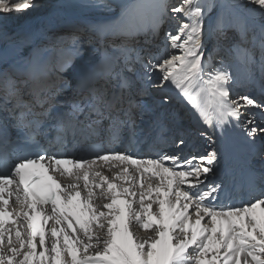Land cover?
<instances>
[{"label": "snow or ice", "instance_id": "6c2138e0", "mask_svg": "<svg viewBox=\"0 0 264 264\" xmlns=\"http://www.w3.org/2000/svg\"><path fill=\"white\" fill-rule=\"evenodd\" d=\"M72 6L110 8L95 0ZM36 7L37 0H0V17ZM146 7L154 12L147 26L85 18L65 35L31 43L13 62L0 58V264H242L245 254L243 264H264V128L255 126L264 121V0ZM85 40L100 54L69 80ZM226 41L247 72L244 94L221 56ZM173 85L192 105L210 151L184 154L185 130L168 110ZM142 95L151 96L158 138L137 132ZM237 127L260 160L258 182L246 162L251 180L242 193L221 168L234 157L227 133ZM50 131L43 154H20ZM103 165L119 170L110 178ZM57 173L75 182L62 185ZM96 189L107 203H95ZM241 194L247 199L236 206ZM13 199L18 210H9ZM133 224L155 235L138 237Z\"/></svg>", "mask_w": 264, "mask_h": 264}, {"label": "bare ground", "instance_id": "6f19581e", "mask_svg": "<svg viewBox=\"0 0 264 264\" xmlns=\"http://www.w3.org/2000/svg\"><path fill=\"white\" fill-rule=\"evenodd\" d=\"M107 1L111 9L100 8L98 10H88V9H80L77 7H73L77 0H37V7L34 9L25 10L22 13H13V14H4L3 17H0V58L8 62H13L15 59L5 57L1 52V47L7 48H15L19 52L23 51L26 47H28L31 43H41L47 41V32L52 30H58L55 34L65 35L68 31V27L72 22L80 21L85 18H99L102 16L113 17L117 19V22L123 21L129 27L138 28L147 26V22L151 20V17L154 15L152 9L146 7L147 5L161 2V0H105ZM164 3H171L172 0H162ZM250 16L259 20V16L257 13L252 12L250 9L246 10ZM68 21H71L68 23ZM177 23V19L172 18L169 20V27L175 26ZM87 47H84L83 50L84 55L78 57L74 62L73 68L67 73L70 75L72 72L79 70V68L83 65L88 64L94 56H98L100 53L93 47L92 44L88 43L86 40L84 41ZM215 41H210L208 44V50H211L212 46L215 44ZM232 41H226L224 45L231 46ZM156 48H162V43L157 41L156 45L153 48L155 52ZM172 54L180 55L182 54V50H174ZM221 56H227L228 62H230L233 66V69L237 73V80L241 79L244 75L247 74L245 68L239 63V61L235 58L233 54L225 55L223 53ZM219 60V57H218ZM257 75L259 74V69L256 70ZM240 72V74H239ZM174 85L172 88L166 89L170 90V96H175L176 101L179 104H182L185 107V113H189L195 117L191 111L192 105H190L185 99L183 102L176 96V92L179 90L174 89ZM250 90V89H248ZM253 90V89H251ZM255 93L259 95V88H255ZM236 91L240 94L242 93L240 90L236 88ZM154 112V109H153ZM178 118H176L177 120ZM260 121V120H258ZM191 125V124H190ZM255 126L258 127V124ZM261 126L260 128H262ZM233 130H236L235 128ZM211 134V132H209ZM257 137V136H256ZM255 137V138H256ZM211 149H209L210 151ZM245 159L241 156H235L231 160L223 163L224 167L227 169L238 166L240 169L245 168ZM105 175H108L110 178L113 177L114 173L119 169L115 167H110L109 165L99 168ZM149 174H146V179ZM72 178V177H71ZM66 179L62 182V185H68L75 182V177L73 179ZM155 183L156 181H152ZM81 185L83 181H80ZM118 183L125 184L124 181H118ZM185 190L187 188L185 187ZM100 189H96L97 197L95 199L96 204L107 203L108 201L104 199L100 195ZM18 206V205H17ZM19 207V206H18ZM17 207V210H18ZM155 208V205H154ZM51 223V222H50ZM132 230L134 234L138 237H151L155 235L152 229H143L139 224H133ZM49 239H51L49 237ZM7 246V245H5ZM41 250L38 247V251ZM248 259L246 254L241 256V261Z\"/></svg>", "mask_w": 264, "mask_h": 264}, {"label": "rangeland", "instance_id": "374dc122", "mask_svg": "<svg viewBox=\"0 0 264 264\" xmlns=\"http://www.w3.org/2000/svg\"><path fill=\"white\" fill-rule=\"evenodd\" d=\"M95 2H97V3H100V4H107V5H109L110 6V4L107 2V1H105V0H95ZM170 4V3H169ZM171 5H174V4H171ZM109 9H111V6H110V8ZM173 18H175V19H177L175 16H173ZM71 21H68V23H70ZM150 22V21H149ZM149 22H147V25H148V23ZM68 27V26H67ZM68 29V28H67ZM56 31H58V30H52V31H46L47 32V40L49 39V38H52L54 35H58V34H55V32ZM225 44V43H224ZM84 47H87L86 46V43H84V45H83V50H85V48ZM1 52H2V54L5 56V57H8V58H12V59H15L16 58V55H17V52H19L17 49H15V48H7V47H1ZM97 52V51H96Z\"/></svg>", "mask_w": 264, "mask_h": 264}]
</instances>
